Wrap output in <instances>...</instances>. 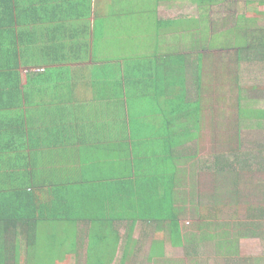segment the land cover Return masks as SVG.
<instances>
[{"label": "crops", "instance_id": "1", "mask_svg": "<svg viewBox=\"0 0 264 264\" xmlns=\"http://www.w3.org/2000/svg\"><path fill=\"white\" fill-rule=\"evenodd\" d=\"M176 1L159 3L155 10L158 21L150 23L139 16V9L128 8L120 13L122 20L118 26H104L101 7L115 8L117 0H0V77L10 70L13 61L21 69L23 86L28 83L29 74L24 79L22 70L44 69L50 73V81L40 84L36 95L17 104L19 113L28 117L21 124L29 125L33 119L38 129L50 131V141L46 136L41 139V144L49 148L46 154H42L45 145L33 153L25 149L21 154L16 149L3 150L9 135L6 129L11 124L1 127L17 123L11 120L12 111L0 109V165L10 172L7 175L0 170V228L10 224L1 237V247H6L0 250V264H61L64 260L67 262L62 264H103L107 252L114 255L104 264H161L160 258L162 264H214L211 254L206 255L201 234L209 233L217 240L220 236L238 239L239 248L242 241L257 239L251 235V230L258 233L257 228H252V221L243 220L239 205L222 207L229 221L222 231L214 233L210 228L223 219V212L206 221L199 216V223L191 230L183 226L187 227V223L184 224L181 213L193 210L192 200L187 205L183 196L191 194L190 186L198 192L191 177L186 180L185 168L191 169V160L195 158L187 143L195 140L198 145H212L217 130L212 118L200 127L199 134V125L184 124L183 118L173 127L165 123L166 115L176 110L184 95L188 103L198 99L196 81L191 82L188 74V69L195 65L193 56L185 55L177 47L167 54L160 52L170 36L193 33L184 32L179 24L186 16L167 18L166 12L163 14ZM223 7L224 14L230 10L223 16L224 32L236 29V37L244 38L237 49L222 47L232 50L222 52L229 60L227 69L230 71L237 64L240 71H253L259 81L252 87L240 83L242 97L246 92L250 96L264 94V0H223ZM242 17L244 21L237 22ZM150 24L152 29L147 27ZM116 46L120 50L118 55ZM167 56L173 61L170 73L174 79L169 81V92L159 93L155 85L159 86L160 81L146 76L137 65ZM145 95L147 104L140 99ZM48 97L50 101L46 100ZM145 106L151 113L154 111L149 122L143 119ZM45 118L48 126L42 127ZM158 120L163 123H157ZM168 144L174 147V164L164 161L162 165L164 154L156 151ZM25 155L30 159L29 166L22 164ZM147 160L159 163V170L147 167ZM22 165L32 174L46 172L50 188L37 189L36 174H31V179L24 178ZM163 170L169 173L164 174ZM21 177L27 191L23 198H18V204L9 197L23 191L17 179ZM255 186L238 189L239 196H251V189L257 191ZM230 189V193L236 192ZM29 193L36 199L28 206L25 200ZM211 204L203 205L212 208L209 215L221 208L215 200ZM200 212L199 208V215ZM250 216L255 217L254 213ZM234 221L240 225L236 227ZM33 224L36 227L29 240L26 231ZM14 225L18 229L11 228ZM41 226L44 230L51 226L58 232L53 236L60 235L53 250L62 257L40 251ZM175 230L178 235H174ZM172 238L175 246L182 243L173 261L168 259ZM13 240L18 242L17 252L10 249ZM186 243L189 246L184 247ZM213 246L217 247L215 240ZM14 256L21 259L15 261ZM213 256L219 259L223 254L215 248ZM240 260L246 264L245 259Z\"/></svg>", "mask_w": 264, "mask_h": 264}, {"label": "rangeland", "instance_id": "2", "mask_svg": "<svg viewBox=\"0 0 264 264\" xmlns=\"http://www.w3.org/2000/svg\"><path fill=\"white\" fill-rule=\"evenodd\" d=\"M163 0H117V3L115 5V8H112V5L109 7H101L102 9V15H101V21L104 24V26H118L121 23L122 20V14L121 12H125L128 8H131L129 10H137L140 17H143L148 22L152 23V21H158V16L156 13V9L158 8L159 3ZM222 4V5H221ZM221 5V6H220ZM135 8V9H133ZM246 9V8H245ZM224 7H223V0H215L214 5H211L210 7H200L199 5L194 4L191 0H177L176 2H173L167 6V10L163 11V14L166 12V17H174L171 15H175L178 17L180 16H186L182 17V19L179 21L180 26L184 30H190L191 32L184 33L181 37L177 36L176 38L170 36L166 39V43H163L160 47V52L167 54L170 53L169 49L172 50V48H179L183 51V53L187 56H193V62L196 63V58H198V54H203L205 56V69L203 72V78H204V86L208 87L209 90L216 88L218 85V81L220 79H228L229 70L228 63L229 60L225 58L224 54L222 55V52L230 53L232 50L230 49H217L221 48L224 45L231 49H237L241 47L242 41L244 40L243 37L237 36L238 39H236V29L232 32H224V29H222L223 24V16L227 15L230 10L227 12V14H224ZM161 16V15H160ZM153 17V18H152ZM192 17V18H191ZM239 23H242L241 20H239ZM242 26V25H241ZM148 28L152 29L151 24L147 26ZM191 27V28H189ZM217 29V30H216ZM216 30V31H215ZM160 31V30H159ZM215 31V34H214ZM228 38L226 42L223 41L224 38ZM235 40L237 43L235 44ZM240 40V41H239ZM211 46H213V49H211ZM117 53L115 55L119 54V48L116 46ZM106 52L112 53L111 50H107ZM225 68V69H222ZM196 72V66L193 65V69H188L189 78L191 76V82H195V76L193 73ZM27 73V70H22L23 78L25 79V74ZM242 79L240 81L242 86L246 87H252L255 85H258L259 81L256 76L254 75L253 71H248V69H241L240 71ZM195 86V84H194ZM213 93V92H212ZM210 95L209 100L214 103L215 101V93ZM196 97V94H195ZM243 97L248 100L252 101V106L256 110L264 111V94L262 93H255L253 96H250L248 92L243 94ZM47 101H50V98H46ZM245 103V102H244ZM146 107V106H145ZM144 107V108H145ZM223 109V108H222ZM226 109H229V107H226ZM230 114V110H228ZM224 117L227 121V115L225 113ZM146 119V117L144 118ZM149 119H146V122H149ZM157 123H163V120H158ZM246 124V123H244ZM249 124V123H247ZM150 128V127H149ZM148 128V129H149ZM253 128V127H252ZM259 131V129H258ZM257 129L253 128L252 130L247 128V126H244L243 129V137L245 139H248L250 142L254 139L259 138V134ZM256 134H258L256 136ZM222 137L224 134H220ZM256 136V137H255ZM209 143V140H208ZM229 143V141L226 142H220L218 137H215L213 139V143L211 144H199L198 148V142L191 141L187 143L189 146V153L192 155V157H195L191 160L192 166L191 169L189 166H187L185 169L187 172L186 180H189L191 177V183L193 187H195L198 192L194 191V189L190 186L191 194L190 195H184L183 201L186 200V203L188 205L189 199L192 200V206L190 205V209L193 208V210H187L183 213H181L180 217H182V220L187 223L184 228H187L188 230H191V227L193 228L196 223H199V208L203 205H212L211 203L215 200V203L217 205H221L222 207H227V205H239L241 207V216L243 220H249L252 221L254 225H256L259 237H256L257 239H250L242 241L243 245L241 243V251H239V240H235L232 238H228L226 236H220L221 240V248L218 249L217 247L213 246V239L208 240L206 242V255L211 254V260H213V263L215 261V264L223 263L216 262L218 258L213 256V253H215V248L223 253L224 256H229L231 259H228L225 261L226 264H242L240 263V258L242 257L245 259L244 261L246 264H264V261L262 258H264V220L263 222H260V218L250 216L249 214H252L250 211H246V208L249 204H257V202H261L260 198L256 196L255 190L251 191V196L246 195H234V193H230L232 188L231 185V178L225 173V167L224 162L228 159V161H231L234 157L233 155L224 154L223 152L230 151L226 146ZM186 146V145H185ZM248 148L250 146L247 144ZM148 150L151 149V147H146ZM159 154H163V148L160 151H156ZM226 157V158H224ZM189 161V164H191ZM164 165V161L162 163ZM147 167L149 168H158L159 170V163L153 164L151 160H147ZM223 167V170L221 168ZM207 168V170H205ZM258 172V171H257ZM163 173H169V170H163ZM215 174V175H214ZM257 174V173H256ZM262 174V173H260ZM251 176V177H250ZM250 178L255 183L259 182V178L262 176L258 175L255 176V173L252 175L250 174ZM189 178V179H188ZM251 187V186H246ZM230 189V191H229ZM263 202V201H262ZM194 205V206H193ZM228 208V207H227ZM223 212V211H222ZM151 213V211H150ZM225 215H222V220L219 223L214 224L210 228V231H222L224 224L229 223L228 219L226 218V213L223 212ZM179 217V220H180ZM235 225L238 227L240 223L237 224L236 221ZM190 223V226H189ZM49 225V224H47ZM40 227L41 230V245H40V251L42 253L50 252V255H57L58 257L60 254L58 251L53 250L54 243L58 242V239L60 235L57 236V238H53L54 235H57V231L50 226V230H44ZM243 231V230H242ZM185 233V230L182 231V233ZM183 233V234H184ZM174 235H178L177 230H175ZM219 238V239H220ZM175 239V237H174ZM102 240V238L100 239ZM50 241V245H49ZM180 245L175 246L174 240L172 238V250L170 252V256L168 259L172 260L179 249L177 247H180ZM233 246V250H229V252L225 251L228 250V247L231 248ZM184 247L189 246V243H186V245H183ZM225 249V250H224ZM167 249L164 251L166 252ZM158 252L160 253V250L158 249ZM241 252V255H240ZM181 251L179 252V254ZM114 254L112 252H107L105 257L103 258V264L107 259H112V256ZM162 255V254H161ZM236 256V257H235ZM21 258H16L14 256V260L17 261ZM238 259V261H237ZM173 261V260H172ZM45 262H49L47 259ZM67 262L66 260L60 261ZM159 262L162 264L163 260L160 258ZM173 264V263H168Z\"/></svg>", "mask_w": 264, "mask_h": 264}, {"label": "trees", "instance_id": "3", "mask_svg": "<svg viewBox=\"0 0 264 264\" xmlns=\"http://www.w3.org/2000/svg\"><path fill=\"white\" fill-rule=\"evenodd\" d=\"M194 4L199 5L200 7L206 8L207 6L210 7L211 5H214L215 0H191ZM244 17L239 18L242 22ZM191 28V27H189ZM217 30V29H216ZM215 30V31H216ZM190 30H184V32H187ZM214 31V34H215ZM217 49H222L217 48ZM7 56L9 54L7 53ZM10 57V56H9ZM172 59L170 56H167L164 58H159L156 60H151L148 63H140L137 65V69L145 70L146 76H152L156 77V82L160 81V85H155L156 92L163 93V91L169 92L167 88L171 86L169 84V81H173V77H171V66H172ZM196 72H195V81H196V95H198V99H196L195 102H186L185 95L184 99L181 103L176 104V110L171 112V115L168 114L165 117V123L169 125L168 127H173V125H179V120L183 118L184 124L195 122L199 125V127H196V133L199 134L200 127L203 124L208 123V119L210 122V119L212 118V124L215 125V129L217 132L214 134V138L218 137L220 142H226L229 141L227 144V148L230 150L228 152H223L224 154L233 155V159L231 161H228V159L224 162L225 167V173L229 175L232 182V188L236 189V192L234 195L238 196V189L244 187V186H255L254 181L251 180V176L255 171H258L261 174V178H259V186L258 182L256 183V196L257 198L260 197V201H263V203L259 202L258 205L253 206L252 204H249L247 206V209L250 210L252 213H254L255 217L260 218V222H263L264 220V111L256 110L252 106V101H248L245 98L242 97V89L240 86V79H239V65L236 64V68L231 69L229 71L228 79H220L217 83V87L211 90L208 89V87L204 86V78H203V72L205 69V56L203 54L198 55V58H196ZM9 71L1 74L0 77V109L2 110H10L13 112V115L10 116L11 120H14L17 124L13 123H7L5 126L1 128L7 127L9 125V129H6V133L9 134L7 137V146L3 149L6 151H14L16 149L19 151V154H21V151L25 149L26 151L33 153V150H39L40 148H43L44 145L45 150L42 152V154H46L47 145L43 143L41 144L42 140L46 136V140L50 141V131L49 130H40L36 126L37 122L34 123V120L32 119L29 123V125L21 124L22 121H24V118H28L27 116L24 117L22 113H19V109L17 107L18 102H21L23 98H32L34 95L37 94V89L40 84H44L47 81H50V73H46L44 69H29L28 70V83L23 86L22 80H21V69H19V66L16 61H13L11 65H9ZM224 69V68H222ZM183 76L185 75V62H183ZM7 81V82H2ZM173 85V84H172ZM215 93V101L214 103L209 100L211 93ZM212 93V94H213ZM148 96V95H147ZM147 96L145 97L140 96L141 103L147 104L149 102ZM245 102V103H244ZM226 107H229V109H226ZM223 108V109H222ZM144 113L145 116H143V119L146 117V119L151 120V115L153 116L154 111L151 113L149 107H145ZM230 110V114L228 112ZM227 115L228 120L226 121L224 115ZM145 119V122H146ZM6 122V121H5ZM246 123V124H244ZM249 123V124H247ZM48 126L47 118H45V121H42V126ZM39 126V125H38ZM244 126H247L249 129H259L257 132L259 134V138L254 139L253 141H249L248 139H245L243 137V129ZM253 127V128H252ZM46 128V127H45ZM168 132L170 135H173V132L168 129ZM54 133V132H53ZM201 133V132H200ZM220 134H224L222 137ZM256 134V136L258 135ZM255 136V137H256ZM58 138L57 136H55ZM202 139V135L200 136ZM199 139V138H198ZM247 144L250 146L248 148ZM199 148V145H198ZM173 151L174 147L173 145H166L163 147V154L164 158L161 160L168 162L172 165L174 164V158H173ZM226 158V157H224ZM23 165L27 164L29 166L30 159L28 158V155H25L24 160L22 161ZM22 165V166H23ZM21 166V167H22ZM27 166L24 167V171L22 172V176L24 178H30L33 174H36V181L39 182V186L37 189H46L50 188V180H47L45 177V173H38L34 172L32 174L27 172ZM0 170L5 172V174H9L7 168H4L2 165H0ZM223 170V167L221 168ZM32 174V175H31ZM44 174V177L41 176ZM250 176V177H249ZM19 180V183H21L22 192L19 194H11L9 198H14V200L19 204L21 202V199L25 195V192L27 191L26 184L24 183V179L17 178ZM154 185V184H152ZM14 187V186H13ZM261 187V192L259 191V188ZM251 190H254L251 189ZM27 200H25L29 205H33L36 199V196L33 193L26 194ZM212 208H205L200 207V219L203 221H206L207 219H216L220 213H222V208L218 211L217 209L212 212L211 215H209L210 210ZM237 210V209H236ZM238 213V212H236ZM11 218H8V222H10ZM37 223V222H35ZM36 225L33 224L32 227H28L27 234L29 240L33 237V232L35 231ZM10 228V224L7 227L0 228V250L4 251L6 245L1 247V237L6 234L7 229ZM13 229H18V226L11 227ZM252 228H256V225H252ZM3 231V232H1ZM251 235L253 237H259L260 235L251 230ZM205 234V235H204ZM201 234V241L207 242L208 240H211L212 238L216 241L217 248H221V240H217L216 236H213L209 233ZM220 247V248H219ZM235 246L232 245L231 248L228 247V250H225L229 252V250H233ZM10 249L13 250V252H17L19 250L18 242L13 240V243L10 245ZM240 249V248H239ZM35 253V251H34ZM223 254V253H222ZM236 257V256H235ZM231 259L229 256H222V258H219L216 260V262L223 263L220 264H226L225 261ZM238 261V259H237ZM215 264V261H214Z\"/></svg>", "mask_w": 264, "mask_h": 264}]
</instances>
